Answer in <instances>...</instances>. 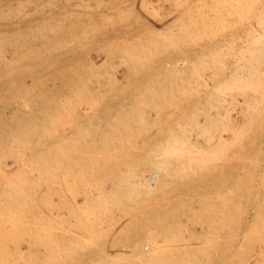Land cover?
Masks as SVG:
<instances>
[{
	"label": "rangeland",
	"instance_id": "obj_1",
	"mask_svg": "<svg viewBox=\"0 0 264 264\" xmlns=\"http://www.w3.org/2000/svg\"><path fill=\"white\" fill-rule=\"evenodd\" d=\"M0 13V264H264V0Z\"/></svg>",
	"mask_w": 264,
	"mask_h": 264
},
{
	"label": "bare ground",
	"instance_id": "obj_2",
	"mask_svg": "<svg viewBox=\"0 0 264 264\" xmlns=\"http://www.w3.org/2000/svg\"><path fill=\"white\" fill-rule=\"evenodd\" d=\"M29 2H30V1H29ZM18 3H19V2H18ZM23 3H24V2H23ZM19 5H20V4H19ZM37 8H38V7H37ZM10 9H11V8H10ZM14 9H15V8H14ZM16 10H17V9H16ZM16 10H15V11H16ZM1 11H2V10H1ZM1 13H2V12H1ZM1 13H0V15H1ZM2 14H3V13H2ZM7 14H8V13H7ZM24 17H25V16H24ZM2 18H3V17H2ZM180 18H181V17H180ZM0 20H1V19H0ZM173 20H174V19H173ZM3 21H4V20H3ZM170 24H171V23H170ZM32 27H33V26H32ZM165 27H166V26H165ZM162 28H163V27H162ZM33 31H34V30H33ZM36 32H37V31H36ZM36 32H35V33H36ZM167 32H168V31H167ZM53 33H54V32H53ZM30 34H31V32H30ZM30 34H29V35H30ZM42 34H43V33H42ZM3 36H4V35H3ZM30 37H31V36H30ZM41 38H42V37H41ZM41 38H40V39H41ZM164 39H165V38H164ZM42 40H43V39H42ZM5 41H6V40H5ZM13 42H14V41H13ZM21 42H22V41H21ZM31 42H32V41H31ZM5 43H6V42H5ZM4 46H5V44H4ZM38 46H39V45H38ZM43 46H44V45H43ZM6 47H7V46H6ZM29 47H30V46H29ZM57 47H58V46H57ZM57 47H56V48H57ZM36 48H37V47H36ZM58 48H59V47H58ZM62 48H63V47H61V50H62ZM253 48H254V47H253ZM4 49H5V48H4ZM30 49H31V48H30ZM37 49H38V48H37ZM59 49H60V48H59ZM144 49H145V48H144ZM155 49H156V48H155ZM1 50H2V49H1ZM34 50H35V47H34ZM147 50H149V49H147ZM253 50H254V49H253ZM29 51H30V50H29ZM52 51H53V50H52ZM130 51H131V50H130ZM255 51H256V50H255ZM261 51H262V50H261ZM31 52H32V51H31ZM33 52H34V51H33ZM59 52H60V51H59ZM124 52H125V51H124ZM127 52H129V51H127ZM27 53H28V52H27ZM42 53H43V52H42ZM60 53H61V52H60ZM248 53H249V52H248ZM250 53H251V52H250ZM25 54H26V53H25ZM36 54H37V53H36ZM138 54H139V53H138ZM139 55H140V54H139ZM143 55H144V54H143ZM16 56H17V55H16ZM38 57H39V55H38ZM38 57H37V58H38ZM263 57H264V56H263ZM1 58H2V57H1ZM1 58H0V59H1ZM23 58H24V57H23ZM35 58H36V57L34 56L33 59H35ZM253 58H256V57L254 56ZM253 58H252V59H253ZM38 59H40V58H38ZM123 59H124V58H123ZM127 59H128V58H127ZM133 59H134V58H133ZM138 59H139V58H138ZM44 60H45V59H44ZM131 60H132V59H131ZM258 60H259V59H258ZM1 61H2V60H1ZM1 61H0V62H1ZM3 61H4V60H3ZM38 61H39V60H38ZM129 61H130V60H129ZM44 62H45V61H44ZM49 62H50V61H49ZM136 62H137V61H136ZM249 62H250V61H249ZM257 62H258V61H257ZM14 63H15V62H14ZM17 63H18V62H17ZM20 63H21V62H20ZM20 63H19V64H20ZM48 64H49V63H48ZM261 64H262V63H261ZM246 65H247V64H246ZM35 67H36V65H35ZM258 67H259V66H258ZM251 73H252V72H251ZM2 74H3V73H2ZM232 75H233V74H232ZM244 75H245V74H244ZM249 75H250V74H249ZM252 75H253V74H252ZM261 75H263V74H261ZM246 76H247V75H246ZM254 76H256V75H254ZM41 80H42V78H41ZM52 80H53V79H52ZM54 80H55V79H54ZM241 80H242V79H241ZM256 80H257V79H256ZM36 81H37V80H36ZM39 81H40V80H39ZM45 81H46V80H45ZM68 82H69V81H68ZM246 83H248V82H246ZM248 84H249V83H248ZM34 86H35V85H34ZM31 87H32V86H31ZM47 87H48V86H47ZM236 87H237V86H236ZM80 88H81V87H80ZM233 88H234V87H233ZM237 88H238V87H237ZM34 89H35V88H34ZM36 89H37V88H36ZM45 89H46V88H45ZM49 89H50V88H49ZM78 89H79V88H78ZM247 89H248V88H247ZM254 89H256V87H255ZM38 90H39V89H38ZM224 90H225V89H224ZM45 91H46V90H45ZM84 91H85V90H84ZM153 91H154V90H153ZM254 91H255V90H254ZM261 91H262V90H261ZM33 92H34V91H33ZM38 92H39V91H38ZM79 92H80V91H79ZM36 93H37V92H36ZM72 93H73V92H72ZM22 94H23V93H22ZM80 94H81V93H80ZM42 95H43V94H42ZM53 95H54V94H53ZM70 95H71V93H70ZM31 96H32V95H31ZM77 96H78V95H77ZM82 96H83V95H82ZM51 97H52V96H51ZM56 97H58V96H56ZM73 97H74V96H73ZM35 98H36V97H35ZM59 98H60V97H59ZM63 98H64V97H63ZM1 99H2V97H1ZM27 99H28V98H27ZM45 99H46V98H45ZM52 99H53V98H52ZM47 100H48V99H47ZM55 100L57 101V99H54V101H55ZM24 101H25V100H24ZM38 101H39V100H38ZM74 102H75V101H74ZM51 103H52V102H51ZM94 103H95V102H94ZM27 104H29V103H27ZM37 104H38V102H37ZM41 104H43V103H41ZM54 104H55V103H54ZM66 104H67V103H66ZM95 104H96V103H95ZM21 105H22V104H21ZM25 105H26V104H25ZM46 105H47V104H46ZM13 106H14V104H13ZM38 106H39V105H38ZM11 107H12V106H11ZM58 107H59V106H58ZM4 108H5V106H4ZM27 108H28V106H27ZM52 108H53V107H52ZM59 108H60V107H59ZM61 108H62V107H61ZM134 108H135V107H134ZM40 109H41V108H40ZM153 109H154V108H153ZM5 110H6V109H5ZM233 110H234V109H233ZM1 111H2V110H1ZM35 111H36V109H35ZM45 111H46V110H45ZM50 111H51V110H50ZM50 111H49V112H50ZM68 111H69V110H68ZM30 112H32V111H30ZM36 112H37V111H36ZM40 112H42V111H40ZM40 112H39V113H40ZM47 112H48V110H47ZM230 112H231V111H230ZM11 113H13V111H12ZM37 113H38V112H37ZM43 113L46 114L45 112H43ZM133 113H134V112H133ZM18 114H19V113H18ZM65 114H67V113H65ZM140 114H141V113H140ZM0 115H3V116H4V114H0ZM14 115H15V113H14ZM33 115H34V114H33ZM33 115H32V116H33ZM39 115H40V114H39ZM72 115H73V114H72ZM16 116H17V115H16ZM67 116H68V115H67ZM67 116H66V117H67ZM4 117H5V120H7L6 116H4ZM7 117H8V116H7ZM118 117H119V116H118ZM22 118H23V117H22ZM42 118H43V117H42ZM2 119H3V118H2ZM10 119H11V118H10ZM20 119H21V118H20ZM39 119H40V117H39ZM39 119H38V120L36 119V120L39 121ZM47 119H48V118H47ZM53 119H54V118H53ZM55 119H57V118H55ZM63 119H64V118H63ZM5 120H3V121H5ZM21 120H22V119H21ZM30 120L32 121L33 118H30ZM49 120H50V119H49ZM26 121H27V120H26ZM43 121H44V120H43ZM72 121H73V120H72ZM127 121H128V120H127ZM143 121H144V120H143ZM7 122H8V121H7ZM32 122H33V121H32ZM52 122H53V121H52ZM100 122H101V121H100ZM113 122H114V121H113ZM11 123H12V122H11ZM13 123H14V122H13ZM18 123H19V122H18ZM23 123H24V122H23ZM23 123H22V124H23ZM64 123H65V122H64ZM74 123H75V122H74ZM3 124H5V123H2V122H1L0 125H2V126L4 127ZM27 124H28V123H27ZM35 124H36V123H35ZM47 124H48V123H47ZM8 125H9V124H8ZM20 125H21V124H20ZM28 125H30V124H28ZM45 125H46V124H45ZM2 126H1V127H2ZM10 126H12V125H10ZM1 127H0V128H1ZM3 127L1 128V130H2L1 132H5V131H4V128L6 129V127H4V128H3ZM22 127H23V126H22ZM87 127H88V126H87ZM98 127H99V126H98ZM12 128H13V127H11V129H12ZM46 128H47V127H46ZM113 128H114V127H113ZM125 128H126V127H125ZM8 129H10V127H9ZM14 129L16 130V127L13 128V130H14ZM19 129H20V128H19ZM28 129H29V128H28ZM28 129H27V130H28ZM115 129H116V128H115ZM13 130H11V131H13ZM17 130H18V129H17ZM35 130H36V129H35ZM94 130H95V129H94ZM116 130H117V129H116ZM6 131H7V130H6ZM18 131H19V130H18ZM29 131H30V130H29ZM33 131H34V129H33ZM38 131H39V130H38ZM203 131H204V130H203ZM1 132H0V140H1V139L4 140V137H3V136H2L3 138L1 137V135H3ZM8 132L10 133V130H9ZM13 132H14V131H13ZM25 132H26V131H25ZM128 132H129V131H128ZM6 133H7V132H6ZM32 133H33V132H32ZM32 133H31V134H32ZM43 133H44V132H43ZM13 134H14V133H12L11 135H13ZM201 134H202V133H201ZM48 135H49V134H48ZM128 135H129V134H128ZM4 136H7V134H4ZM13 136H15V134H14ZM22 136H23V135H22ZM29 136H30V135H29ZM110 136H111V135H110ZM113 136H114V135H113ZM113 136H112V137H113ZM125 136H126V135H125ZM15 137H16V136H15ZM15 137H14V138H15ZM19 137H20V136H19ZM118 137H119V136H118ZM5 138H6V137H5ZM10 138H13V137H10V136H9V138H7V143H8V144H11V143L8 142V140H9ZM20 138H21V137H20ZM23 138H24V137H23ZM45 138H46V137H45ZM30 139H31V138H30ZM5 140H6V139H5ZM13 140H14V139H13ZM13 140H11V141H13ZM18 140H19V139H18ZM22 140H24V139H22ZM45 141H46V140H45ZM48 141H50V140H48ZM14 142H15V140H14ZM14 142H12V143H14ZM78 142H79V141H78ZM0 143H1V145H0V151H1V150H2L1 147H2L3 145L6 146V144H5V143H2L1 141H0ZM34 143H35V142H34ZM39 143H40V142H39ZM44 143H45V142H44ZM178 143H179V142H178ZM228 143H229V142H228ZM2 144H3V145H2ZM42 144H43V143H42ZM71 144H72V143H71ZM75 144H77V143H75ZM111 144H112V143H111ZM63 145H64V144H63ZM5 146H4V147H5ZM18 146H19V145H18ZM33 146H34V145H33ZM57 146H58V145H57ZM4 147H2V148L4 149ZM6 147H7V146H6ZM79 147H80V146H79ZM175 147H176V146H175ZM41 148H42V147H41ZM66 148H68V147H66ZM98 148H99V147H98ZM8 149H9L8 152H9V151L11 152V150H12L13 148H12V149H11V148H8ZM10 149H11V150H10ZM55 149H56V148H55ZM134 149H135V148H134ZM170 149H171V148H170ZM175 149H176V148H175ZM62 150H63V149H62ZM12 151H14V149H13ZM15 151H17V150L15 149ZM15 151H14V152H15ZM54 151H55V150H54ZM73 151H74V152H73ZM73 151L71 150V153L73 152V154H77V155L80 154L79 149L76 150L77 152L79 151V153H76L75 150H73ZM179 151H180V150H179ZM44 152H45V151H44ZM55 152H56V151H55ZM68 152H70V150H69ZM68 152H67V153H68ZM0 153H1V152H0ZM6 153H7V152H6ZM15 153H16V152H15ZM15 153H14V154H15ZM33 153H34V152H33ZM35 153H36V152H35ZM41 153H42V152H41ZM45 153H46V152H45ZM49 153H50V151H49ZM49 153L47 152L46 154H49ZM71 153H70V155H71ZM114 153H115V152H114ZM161 153H162V152H161ZM8 154H9V153H8ZM11 154H13V153H11ZM29 154H30V153H29ZM38 154H39V153H38ZM46 154H44V155H46ZM83 154H84V153H83ZM96 154H97V153H96ZM20 155H21V154H20ZM40 155H42V154H40ZM60 155H61V154H60ZM64 155H65V154H64ZM77 155H76V156H77ZM5 156H6V155H5ZM8 156H9V155H8ZM12 156H13V155H12ZM17 156H18V155H17ZM32 156H33V155H32ZM46 156H47V155H46ZM9 157H11V156H9ZM9 157H8V158H9ZM38 157H39V155H38ZM60 157H62V156H60ZM3 158H4V157H3ZM8 158H7V159H8ZM11 158H12V157H11ZM11 158H10V159H11ZM97 158H98V157H97ZM7 159H6V160H7ZM33 159H34V158H33ZM44 159H45V158H44ZM44 159H40V160H42L43 163L45 162V163L47 164V167H48L49 163H47V162H50V159H52V158H50L49 160L46 159V160H48L47 162H46V160H44ZM57 159H58V157L56 158V161H57ZM65 159H66V158H65ZM1 160H2V159H1ZM1 160H0V161H1ZM16 160H17V159H16ZM18 160H20V159H18ZM34 160H36V158H35ZM40 160H39V161H40ZM43 160H44V161H43ZM52 160H54V159H52ZM52 160H51V162L53 163ZM59 160H60V159H59ZM59 160H58V161H59ZM62 160L65 161L64 159H62ZM62 160H60V161L63 163ZM77 160H78V159H77ZM77 160H76V161H77ZM14 161H15V160H14ZM39 161H38V162H39ZM60 161H59V162H60ZM19 162H20V161H19ZM61 162H60V163H61ZM45 163H44V165L41 164V165H42L41 167H44V168H45V165H46ZM57 163H58V162H57ZM25 164H26V163H25ZM25 164H24V165H25ZM53 164H55V160H54V163H53ZM35 165H36V164H35ZM4 166H5V165H4ZM7 166H8V165H7ZM12 166H13V165H12ZM25 166H26V165H25ZM51 166H53V165H51ZM22 167H23V165H22ZM37 167H38V166H37ZM41 167H40V168H41ZM49 167H50V165H49ZM49 167H48V168H49ZM7 168H8V167H7ZM27 168H29V167H27ZM30 168H31V166H30ZM33 168H34V167H33ZM40 168H39V170H41ZM44 168H43V170H44ZM50 168H51V169H50ZM50 168H49V170H52L53 167H50ZM0 169H1V168H0ZM37 169H38V168H37ZM37 169H36V170H37ZM46 169H47V168H46ZM55 169H56V165H55ZM68 169H69V168H68ZM27 170H28V169H27ZM27 170H25V171H27ZM16 171H17V170H16ZM18 171H20V170L18 169ZM18 171H17V172H18ZM28 171H29V170H28ZM54 171H55V170H54V168H53V172L51 171L52 174L54 173ZM44 172L47 173V171H44ZM69 172H70V171H69ZM23 173H24V171H23ZM30 173H31V172H30ZM40 173H41V172H40ZM55 173H56V172H55ZM21 174H22V172H21ZM21 174H19L17 177L19 178ZM25 175H26V174H25ZM46 175H47V174H46ZM46 175H45V176H46ZM155 175H156V174H154V176H155ZM23 176H24V174H23L21 177H23ZM26 176H27V175H26ZM51 176H52V175H51ZM151 176H152V175H151ZM154 176H153V177H154ZM10 177H11V176H10ZM21 177H20V178H21ZM49 177H50V173H49ZM52 177H54V175H53ZM11 178H12V177H11ZM15 179H16V178L14 177V180H15ZM150 179H151V178H150ZM27 180H28V179H27ZM41 180H43V179H41ZM41 180H40V181H41ZM20 181H21V180H20ZM20 181H19V182H20ZM23 181H24V180H23ZM25 181H26V180H25ZM47 181H48V180H47ZM1 182H2V181H1ZM5 182H6V184L8 183L7 180H6ZM37 182H39V181L37 180ZM43 182H44V181H43ZM9 183H10V182H9ZM16 183H18V182H16ZM26 183H27V182H26ZM33 183H34V182H33ZM40 183H41V182H40ZM40 183H39V185L42 184V183H41V184H40ZM1 184H2V183H1ZM13 184H14V183H13ZM2 185L4 186V184H2ZM16 185H17V184H16ZM25 185H26V184H25ZM36 185H38V184H36ZM140 185H141V184H140ZM7 186H9V185H7ZM13 186H14V185H13ZM30 186L32 187V183H31ZM45 186H46V185H45ZM10 187L12 188V186H10ZM50 187H51V186H50ZM14 188H15V187H14ZM21 188H22V185H21ZM39 188H40V186H39ZM8 189H10V188H8ZM16 189H18V188H16ZM16 189H15V190H16ZM19 189H20V188H19ZM22 189L24 190V187H23ZM22 189H21V190H22ZM10 190H11V189H10ZM21 190H20V191H21ZM48 190H49V189H48ZM16 191H17V190H16ZM30 191H31V190H30ZM6 192H7V191H6ZM12 192H13V190L11 191V193H12ZM18 192H19V191H18ZM21 192H22V191H21ZM27 192H28V191H27ZM27 192H26V193H27ZM32 192H33V191H32ZM48 192H50V191H48ZM3 193H5V191H3ZM7 193L9 194L10 192H7ZM11 193H10V195H11ZM13 193H15V192H13ZM26 193H25V194H26ZM41 193H43V192H41ZM46 193H47V192H46ZM20 194H21V193H20ZM22 194H23V193H22ZM28 194H29V193H28ZM6 195H7V194H6ZM13 195H14V194H13ZM0 196H2V194H1ZM11 196H12V195H11ZM15 196H16V195H15ZM15 196H13V197H15ZM16 197H17V196H16ZM27 197L29 198V196L26 195V199H27ZM31 198H32V197H31ZM7 199H8V198H7ZM7 199H6V200H7ZM19 199H20V198H19ZM21 199H23V198L21 197ZM26 199H25V200H26ZM15 200H16L15 203L18 202L17 199H15ZM25 200H24V201H25ZM27 200L29 201V199H27ZM45 201H46V200H45ZM45 201H44V202H45ZM33 202H34V201H32V204H33ZM11 203L13 204V201H11ZM26 203H27V202H26ZM28 204H29V202H28ZM30 204H31V200H30ZM32 204H31V207H32ZM46 204H47V203H46ZM6 205H7V204H6ZM13 205H15V204H13ZM19 205L22 206L23 204L19 203ZM24 207H25V206H24ZM2 208H3V207H2ZM15 208H16V207H15ZM38 208H39V207H38ZM43 208H44V207H43ZM4 209H5V208H4ZM24 209H25V208H24ZM26 209H27V208H26ZM30 209H31V208H30ZM27 210L29 211V209H27ZM34 210H35V209H34ZM13 211H14V210H13ZM16 211H18V209H16ZM29 212H30V211H29ZM15 216H16V215H15ZM22 216H23V215H22ZM25 216H26V215H25ZM74 217H75V216H74ZM24 219H27V218H24ZM21 220H22V219H21ZM4 223H5V222H4ZM75 226H76V225H75ZM5 235L7 236L6 232H5L4 236H5ZM4 236H3V237H4ZM6 236H5V237H6ZM8 237H9V236H8ZM8 237H7V239H8ZM16 238H17V237H16ZM49 238H51V236H50ZM81 238H82V237H81ZM4 240H5V238H4ZM3 242H4V241H3ZM45 243H46V239H45L44 244H45ZM2 245H3V244H2ZM52 245H53V244H52ZM4 246H5V245H4ZM45 246H46V245H45ZM45 246H44V247H45ZM48 247H49V246H48ZM48 247H47V248H48ZM3 248H4V247H3ZM4 249H5V248H4ZM46 251H47V250H46ZM5 252H6V251H5ZM0 253L3 254V252H0ZM2 254H1V255H2ZM9 254H10V253H8L7 255H9ZM49 257H50V256H49ZM119 257H120V256H119ZM119 257H118V259H119ZM5 259H6V258H5ZM5 261H6V260H5ZM13 261H14V260H13ZM6 262H7V261H6ZM48 262H49V261H48ZM12 264H13V263H12ZM16 264H17V263H16Z\"/></svg>",
	"mask_w": 264,
	"mask_h": 264
}]
</instances>
